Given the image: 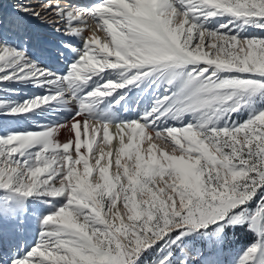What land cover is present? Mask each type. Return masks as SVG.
Returning a JSON list of instances; mask_svg holds the SVG:
<instances>
[{"label":"snow or ice","instance_id":"6c2138e0","mask_svg":"<svg viewBox=\"0 0 264 264\" xmlns=\"http://www.w3.org/2000/svg\"><path fill=\"white\" fill-rule=\"evenodd\" d=\"M16 12L0 18V84L41 91L0 98V117L49 115L0 128V216L31 199L51 211L32 247L0 261L188 264L186 237L212 245L246 228L236 264H264V0H18ZM22 17L59 34L29 43L70 60L66 71L3 36L27 35Z\"/></svg>","mask_w":264,"mask_h":264},{"label":"rangeland","instance_id":"374dc122","mask_svg":"<svg viewBox=\"0 0 264 264\" xmlns=\"http://www.w3.org/2000/svg\"><path fill=\"white\" fill-rule=\"evenodd\" d=\"M95 1H73L78 5H89L94 3ZM18 0H0V18L16 12V4ZM4 9H8L9 12H3ZM16 15L22 16V14L17 13ZM23 23L26 28L27 35H23L22 38H18L10 32H3V36L8 40V42L15 44L17 47H26L28 49L29 55L38 62H41L44 65H47L50 68L63 69L67 70V63H70L69 60L67 63L62 62L61 66L58 65V62L55 59V55L50 51H44L38 44L35 42L29 43V36H46L51 39H57L59 34L55 32V30L48 23H53L55 17L48 16L45 17V20L48 22H44L43 20H37L34 17H22ZM221 23L226 22L223 18H217ZM35 28V30H31ZM255 31V30H252ZM77 44L80 42L77 40ZM48 52V53H45ZM52 54V56H51ZM54 58V59H53ZM50 61L49 63H47ZM52 61V62H51ZM64 66V67H63ZM22 86L24 88L29 89V91L22 90ZM19 87L22 91L19 90ZM144 85H141L143 88ZM32 88H35L32 84L27 83H16L5 81L0 84V89H3V92L0 93V98L8 99V100H20V99H29L32 95H36L33 91H30ZM37 89V88H36ZM39 90V89H38ZM140 88H132L129 91V97L135 98V96L140 93ZM152 90L149 89L148 93H143L139 104L136 106V112L142 111L145 105L150 106L151 104V96L149 93ZM144 103L142 104V102ZM131 110L129 111V113ZM48 113L45 111L41 113V120L37 121L31 114H25L24 117H12L8 120H4L0 117V128H7L9 130L17 131L22 129L31 130L35 127L37 123H44L48 118ZM246 113L244 114V118H246ZM53 119L66 120L70 118V113L59 114L58 116L52 117ZM135 118V117H134ZM82 139H84L82 137ZM159 143V142H157ZM95 147V146H94ZM51 209L48 205L42 203L39 199H31L28 202V208L26 213L22 214L20 217L8 221L5 220L3 216H0V240L1 241H12V236L18 235V239H23L24 236L28 237L31 240V247L35 244L39 234H40V221L41 219L49 214ZM13 224V230L11 226ZM235 228L226 229L223 235L219 238V243H214L210 245L208 243V237L204 235H193L190 237H186L184 239V243L189 245L188 249V264H236V260L242 251L253 241L254 237L252 233L251 235H246L243 232L241 234L235 235ZM250 238H249V237ZM7 237V239H6ZM246 238H249L246 241ZM216 240L215 237L212 238ZM246 241V242H245ZM9 250L17 251V247L12 244H9ZM29 246V247H30ZM3 264V261L0 262ZM147 264V262H146Z\"/></svg>","mask_w":264,"mask_h":264},{"label":"bare ground","instance_id":"6f19581e","mask_svg":"<svg viewBox=\"0 0 264 264\" xmlns=\"http://www.w3.org/2000/svg\"><path fill=\"white\" fill-rule=\"evenodd\" d=\"M3 12H9V10L8 9H4V11ZM10 14V12L8 13V15ZM17 14V13H16ZM31 30H35V28H32ZM37 35V34H36ZM50 51V50H49ZM51 52V51H50ZM45 53H48V52H45ZM51 56H52V54H51ZM54 59V58H53ZM50 61H48L47 63H49ZM52 62V61H51ZM61 64H62V62H58V65L59 66H61ZM62 67V66H61ZM64 67V66H63ZM56 69H58V67L56 68ZM60 69V68H59ZM21 87H19V90L20 91H22V90H24L25 92L26 91H29V89H27V88H24L23 86H22V90L20 89ZM30 91H33L36 95H39L40 94V91L41 90H38V89H36V88H32ZM144 103V101L142 102V104ZM122 117H125V118H134V115H132L131 114V112L129 113V112H124V111H120V113H119ZM110 133L113 135V137H114V139H113V141H112V143L113 144H115L116 143V138H117V135H118V132H117V129L114 127V126H110ZM65 137L64 136H62L61 137V139H64ZM101 146H103V145H101ZM11 226H13V224H11ZM13 228H14V226L12 227V229L11 230H13ZM11 242L10 241H1L0 240V252H3V251H5V250H9V248H10V246H9V244L11 243L12 244V246H16L17 247V251L16 252H26L31 246L30 245H32L31 244V240L28 238V237H26V236H24L23 237V239H18V235H16V236H12V238H11ZM30 246V247H29ZM1 262V261H0Z\"/></svg>","mask_w":264,"mask_h":264},{"label":"trees","instance_id":"16d2710c","mask_svg":"<svg viewBox=\"0 0 264 264\" xmlns=\"http://www.w3.org/2000/svg\"><path fill=\"white\" fill-rule=\"evenodd\" d=\"M240 232L245 233V236H246V235H251L250 232H248V231L246 230V228H235V229H234V233H235V235H237V234H241ZM248 237H249V236H248ZM249 238H250V237H249ZM249 238H246V241H247ZM246 241H245V242H246Z\"/></svg>","mask_w":264,"mask_h":264}]
</instances>
